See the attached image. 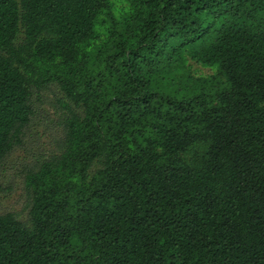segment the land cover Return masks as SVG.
<instances>
[{"label":"trees","instance_id":"trees-1","mask_svg":"<svg viewBox=\"0 0 264 264\" xmlns=\"http://www.w3.org/2000/svg\"><path fill=\"white\" fill-rule=\"evenodd\" d=\"M44 107L0 264H264V0H0V169Z\"/></svg>","mask_w":264,"mask_h":264},{"label":"rangeland","instance_id":"rangeland-1","mask_svg":"<svg viewBox=\"0 0 264 264\" xmlns=\"http://www.w3.org/2000/svg\"><path fill=\"white\" fill-rule=\"evenodd\" d=\"M203 72H211L203 68ZM49 109L41 108L36 122L21 148L16 150L0 169V213L15 212L20 218L27 217L25 209V175L33 164L41 161L53 148V131L45 119Z\"/></svg>","mask_w":264,"mask_h":264}]
</instances>
